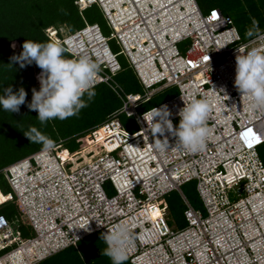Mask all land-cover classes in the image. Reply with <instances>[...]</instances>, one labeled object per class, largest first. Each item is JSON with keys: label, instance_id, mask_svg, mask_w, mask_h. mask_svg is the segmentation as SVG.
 <instances>
[{"label": "built area", "instance_id": "2783aa9c", "mask_svg": "<svg viewBox=\"0 0 264 264\" xmlns=\"http://www.w3.org/2000/svg\"><path fill=\"white\" fill-rule=\"evenodd\" d=\"M77 3L80 9L100 4L113 28L111 35L91 24L63 40L55 31L51 36L64 42L71 58L94 59L100 68L96 84L110 85L122 104L77 138V150L61 149V140L5 168L13 192L0 204L16 200L24 221H15L19 228L14 231V221L0 216V251L8 249L0 255V264H35L124 222L130 223L134 237L127 253L131 264H264V109L251 110L247 97L234 86L238 50L264 49V31L242 41L232 16L217 7L204 13L196 0H122L118 8L103 0ZM188 8L192 20L174 23ZM119 12L120 18L130 14L133 19L118 29L113 18ZM133 30L135 36H130ZM111 38L140 76L143 92L128 93L114 79L121 64L118 54L111 53ZM187 39L191 42L184 53L177 42ZM171 86L178 93L153 107L167 105L174 127L184 102L206 98L210 103V135L198 152L173 147L175 137L167 131L164 136L173 148L163 156L154 148L158 141L143 117L153 107L139 108ZM121 114L133 118L138 129L128 131ZM249 129L250 137L245 135ZM24 164L25 174H15ZM192 179L205 214L182 189ZM107 184L113 194H108ZM172 191L185 204L186 225L176 230L168 225V204L161 203ZM26 227L35 235L27 236Z\"/></svg>", "mask_w": 264, "mask_h": 264}, {"label": "trees", "instance_id": "16d2710c", "mask_svg": "<svg viewBox=\"0 0 264 264\" xmlns=\"http://www.w3.org/2000/svg\"><path fill=\"white\" fill-rule=\"evenodd\" d=\"M76 2L77 0H0V95L4 94V89L8 86H11L13 92L22 87L27 93L25 103L20 105L18 112H8L0 107L1 185L4 180L8 183L4 168L42 148L41 144L30 142L24 136L23 132L27 131L30 126L37 127L43 134L52 138L55 143L61 140L67 141L64 147L73 151L80 145L76 141L80 136L78 133L98 125L121 107V100L117 93L105 82L95 85L96 94L86 107L80 109L77 115L63 120L53 119L41 126L36 117L37 112L27 107V103L31 101L32 89L37 90L39 87L35 81L34 72L40 68L34 61L21 67L17 61L11 59L14 55L18 56L21 53L24 41L58 43L57 41L61 38L56 40L51 36V30L56 31L55 37H57L71 34L91 24H98L101 29V26L104 27V25L97 17L104 18L107 26H110L100 6L92 4L80 9ZM197 2L205 12L217 7L223 14L232 16L241 35V31L245 32L250 29L253 32L254 28L264 29V0H197ZM114 39H109L108 43ZM13 43L15 45H12ZM112 50L118 54V58L122 55L117 47ZM63 55L71 58V54L65 49ZM125 60L128 62L127 59ZM114 79L117 82L119 79L122 81L119 80L118 83L124 90L130 86L128 85L130 82L135 84V90L139 91L141 88L136 73L129 62L121 63V70L117 72ZM167 88L173 87L162 89L143 106L146 108L147 105L149 107V104L153 103L149 107L151 108L178 93L156 102L157 95L163 94ZM138 91L129 93H138ZM123 115L121 114L120 117ZM96 119L101 120L97 121ZM262 153H264V145L260 150L261 155ZM63 155L65 156L66 152ZM88 158L87 156L86 159ZM9 192L11 191H5L3 194ZM7 203H2L0 206ZM0 215L9 220L4 214L0 213ZM95 234L98 233H93L82 239L78 245V251L72 253L66 249L40 264H111L110 258L101 254L105 248L101 235ZM123 264L131 263L129 260H125Z\"/></svg>", "mask_w": 264, "mask_h": 264}, {"label": "clouds", "instance_id": "9594fccd", "mask_svg": "<svg viewBox=\"0 0 264 264\" xmlns=\"http://www.w3.org/2000/svg\"><path fill=\"white\" fill-rule=\"evenodd\" d=\"M93 4L100 6L98 3ZM100 7L105 15L103 7ZM106 19L108 20L107 17ZM246 35L252 36V30H248ZM68 36L69 34L57 36V38L63 40ZM184 41L177 42V45L179 46V44ZM62 44L64 45V42L59 44L55 42L40 43L24 41L21 53L11 58L17 61L21 67H24L25 64H31L34 61L42 70L38 75L40 87H38L37 90L35 88L32 89L31 101L27 103L28 109L37 112L36 117L41 126L53 119L63 120L70 116L77 115L80 109L86 107L96 94L95 85H97L96 83L99 80L100 71L98 63L87 55H78L74 58L65 57L63 55L65 48ZM110 50L111 53H115L111 48ZM133 70L137 75L138 82L141 84L140 76L134 68ZM234 86L241 95L247 97L250 102L249 107L251 110L264 109V49L253 47L243 54H240L238 50V55L235 57ZM26 95L27 93L22 87L16 92H13L11 86H8L4 89V94L0 95V107L8 112H18L20 105L25 103ZM181 99L183 100L182 97ZM210 111V103L206 98H194L187 104L184 102V106L178 110L177 115L179 116V121L175 127L173 126L172 120L169 119L171 112L167 105H161L159 108L153 107L147 116L143 114L144 120L147 122V129L158 141L154 145L155 150L160 153L161 156L176 146L191 153L202 150L210 135V129L207 124ZM166 131L171 136L175 137V145L173 147H169V140L164 136ZM23 134L30 142L41 144V149L44 151H48L54 147L55 142L35 126H30ZM157 134L164 136V138H158ZM61 149L71 152L70 149L63 145ZM27 167L28 165L24 164L20 166L19 169L21 172H25ZM101 239L105 243V248L101 254L109 257L111 264H123V262L127 260V253L134 244L130 223L124 222L118 224L110 231L108 230L106 233H101ZM5 250L7 251L8 249L3 248L0 251V255L3 254ZM48 257L50 256L41 258L35 264H40Z\"/></svg>", "mask_w": 264, "mask_h": 264}, {"label": "rangeland", "instance_id": "374dc122", "mask_svg": "<svg viewBox=\"0 0 264 264\" xmlns=\"http://www.w3.org/2000/svg\"><path fill=\"white\" fill-rule=\"evenodd\" d=\"M97 19L100 21V23H103V25H104V27L101 26L102 27L101 30H102L103 34L106 35V36L110 35V32H111L112 29H111L110 26H107L106 20L104 18H101V17H97ZM260 30L262 31L264 29H260V28L259 29H255L254 28L252 36H247L246 35L247 31H245V32L241 31V33H242V35H241L242 36V41H246V40L252 38ZM190 42H191V39H187L184 42L179 44L180 49L182 51H184V53L186 52L187 48L189 47ZM12 45H15V43H13ZM109 45H110L111 49H113L115 47H117V49H120V46H118L116 44V40L115 39L110 41ZM118 59L120 60V63H125V62L128 63L125 60L126 57L124 55H121ZM41 71L42 70L39 69L38 71L34 72V78H35V81L37 82V85L39 87H40V82L38 80V75L41 73ZM119 80H118V82L121 81V80L120 81ZM131 84H133V85H131ZM128 85H130V86L128 88H126L127 90L125 89L127 92L138 91V90H135V88H134L135 84L134 83L130 82ZM173 88H175V89H173ZM173 88H167V89H165L163 94L157 95V101L156 102H158V100L161 101V100H163V99H165L167 97L172 96L173 94H176L178 92V88L175 87V86ZM141 89L142 88H140L139 91ZM176 89H177V91L175 92ZM140 92H143V91L141 90ZM152 105H153V103H150L149 107L152 106ZM144 106L140 107L139 110L143 111L144 109L149 108L148 105H147L146 108ZM120 119L122 120L125 128L128 131L132 132V131H134V130H136L138 128V125H137L136 121L133 118H128V117L123 115V117L121 116ZM96 120L99 121L101 119H96ZM90 130H91V128L86 129V130H84V132L78 133V135L86 134ZM70 131H72V130H70ZM74 139H75V136H74ZM66 142L67 141L63 142V146L66 144ZM263 145L260 147V150L263 147ZM261 157H262V159H264V153H262ZM0 180H1V178H0ZM2 183H3L2 185L0 184V192H2V193L5 192V191H12L13 192V190L11 189V187L9 186V184L5 180ZM106 188H107L108 194H113L114 193V190L112 189L111 185L107 184ZM182 189H183L184 193L187 195V197L189 198V200L192 203V205L195 208L201 209L203 214H205V209L203 207L202 200H201V198L199 196V193L197 191V181L195 179H192V180L186 182L185 184H183ZM161 203L162 204L163 203H167L169 205L168 222H169V225L171 226L172 229L176 230V229H179V228H181V227L186 225V221H185V217H184L185 204L181 201L180 195L178 194L177 191L170 192L169 196L164 197L163 202H161ZM0 213L4 214L10 221H14L13 222L14 223V226H13V230L14 231L19 228V227H17L18 226V222H15V221H20V220L24 221V216H22V212L18 209L17 204H16V200H14V201L11 200V201H8V203L5 204V205H1L0 206ZM26 229H27V233H26L27 236L28 235L29 236L30 235H35V231L30 230L29 227H26ZM97 233L98 234H95V235H101L102 232L98 231ZM27 236H25L24 238H26ZM80 243L81 242H79L77 244V246L69 247L67 249V251L72 252V253H74L75 251H78V248H79L78 245Z\"/></svg>", "mask_w": 264, "mask_h": 264}, {"label": "bare ground", "instance_id": "6f19581e", "mask_svg": "<svg viewBox=\"0 0 264 264\" xmlns=\"http://www.w3.org/2000/svg\"><path fill=\"white\" fill-rule=\"evenodd\" d=\"M145 1H146V0H141L142 4H143ZM174 1L178 3V2H180L181 0H172V3H173ZM103 2L105 3V5H106V3H107L108 5H112V4H114V5L118 8V6H119L120 3L122 2V0H103ZM188 7H189V5H188ZM120 15H121V14H120V12H119V13H117L116 16L113 18V23L117 26L118 29L120 28V25H122V24L126 23L127 21L133 19V16H130V14H129V17H126V18H120ZM193 16H194V13L191 11V9L188 8V11H187L185 14H178V15L176 16V19H174V23H183V22H185V24H186V22L192 20ZM116 17H117V18H116ZM129 35H130V36H135V31L133 30V32H130ZM125 39H126V42L129 43V39H131V38H128V37L126 36ZM96 41H97V40H96ZM47 166H48V164H47ZM19 172H20V171H18V173H15V174H19V175L25 174L24 172H22V173H19ZM4 197H5V195H4L2 192H0V201H2V200L4 199ZM156 213H158V212H156Z\"/></svg>", "mask_w": 264, "mask_h": 264}, {"label": "snow or ice", "instance_id": "6c2138e0", "mask_svg": "<svg viewBox=\"0 0 264 264\" xmlns=\"http://www.w3.org/2000/svg\"><path fill=\"white\" fill-rule=\"evenodd\" d=\"M206 59H207V58H206ZM245 135H246V136H249V137L252 136L253 134H252V132H251V129H249L248 132L245 133ZM248 143H249V146H251V144H252V140L249 139V140H248Z\"/></svg>", "mask_w": 264, "mask_h": 264}, {"label": "crops", "instance_id": "0c3cea01", "mask_svg": "<svg viewBox=\"0 0 264 264\" xmlns=\"http://www.w3.org/2000/svg\"><path fill=\"white\" fill-rule=\"evenodd\" d=\"M137 76V75H136ZM139 85H140V87L142 88L141 90L143 91V87H142V85L139 83ZM77 246V245H76ZM71 247V246H70ZM69 248V247H68ZM68 248H66V249H68ZM66 249H64V250H66ZM64 250H62V251H64ZM62 251H60V252H62ZM60 252H58V253H60ZM58 253H56V254H54L53 256H55V255H57ZM53 256H50V257H48L47 259H49V258H51V257H53ZM47 259H45V260H43L41 263H43L44 261H46Z\"/></svg>", "mask_w": 264, "mask_h": 264}]
</instances>
